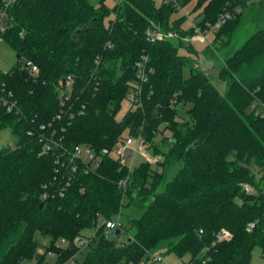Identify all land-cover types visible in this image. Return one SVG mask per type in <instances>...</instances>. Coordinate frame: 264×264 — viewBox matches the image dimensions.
Segmentation results:
<instances>
[{
	"label": "trees",
	"instance_id": "obj_1",
	"mask_svg": "<svg viewBox=\"0 0 264 264\" xmlns=\"http://www.w3.org/2000/svg\"><path fill=\"white\" fill-rule=\"evenodd\" d=\"M184 1L120 0L112 9L105 0H18L11 6L2 37L21 56L0 70V96L15 103L7 109L0 100V127L17 135L14 146L0 149V264L32 258L42 264L61 239L55 264L70 257L74 264H137L162 243L178 255L188 253L185 264H249L254 245L264 250V18L242 17L244 6L262 0L196 4L202 5L195 24L201 30L225 8L239 9L214 31L213 49L228 45L216 56L223 90L200 68L183 75L188 59L178 52L182 40H147L154 22L184 34L168 23L169 12ZM143 51L151 71L141 104L119 121L115 114L135 86L134 63ZM24 59L38 70L23 67ZM66 91L64 114L57 119ZM185 103L183 114L177 105ZM161 123L170 130L164 149L153 140ZM52 131L63 149L87 144L109 151L89 171L79 163L74 173L56 172V152H41L42 139ZM128 134L161 157L156 163L162 171H149L148 162L131 170L111 154ZM66 180L60 195L55 187ZM243 181L253 191L245 192ZM124 194L139 212L128 215L130 234L117 242L104 220L119 213ZM86 228L94 235L85 237L89 250L80 262L74 254L81 245L74 239L83 238ZM222 229L230 237L217 240ZM36 231L50 237L42 253Z\"/></svg>",
	"mask_w": 264,
	"mask_h": 264
},
{
	"label": "rangeland",
	"instance_id": "obj_2",
	"mask_svg": "<svg viewBox=\"0 0 264 264\" xmlns=\"http://www.w3.org/2000/svg\"><path fill=\"white\" fill-rule=\"evenodd\" d=\"M95 1V0H93ZM120 0H105V4L108 6L109 9H112V6L115 2ZM171 0H155V3L157 5H161L162 3L167 4ZM198 0H185L182 4H179L176 9H173L171 12H169L168 15V23L170 25H176L177 28L182 31L184 34H181L177 29L169 28V29H163V26L161 24L154 22L155 26L157 28L162 29L163 31H175L180 36H186L188 38L187 41H184L183 39L178 38L180 41L182 40L181 46L178 47V52L188 59V64L184 65L182 68V73L184 76H188L190 73V68H200L204 70L206 73H208L211 76V80L213 83L216 84V86L220 89H224V81L220 80L218 77V69L220 66V62L217 59V55H220V53L223 52L227 46H223L221 50L217 51L213 49L214 43V32L209 31L206 33L204 38H198L196 36L200 35L198 33V29L195 27L196 20L199 17L200 11L202 10V5H197ZM243 20L246 17H249V19H255L259 18V20H262L264 18V0H262L258 4H254L250 7L244 6L243 8ZM113 17V12L111 11L109 15L106 16L104 22L107 24L108 20ZM201 17V16H200ZM171 38V37H170ZM172 38H177L172 37ZM16 49L13 47V45L7 41L5 38L0 36V70L1 71H7L12 66H14L17 62L16 59ZM23 61H21L22 63ZM21 66V65H20ZM132 87H129L125 96L122 98L120 107L118 108L115 118L117 120H123V118L127 115V113L130 110L135 109V104L130 100V95L132 94ZM189 106V103H185V105L178 104L177 108L179 111L183 114L184 109ZM131 134H128L127 136H130ZM133 136V142L130 144L129 147H127L124 151V156L122 157V161L132 170L135 167L139 166L142 163H149L148 170L151 172H160L163 170V166L160 164H157L156 161L161 160L160 156L152 155L149 153V151L146 149L147 144L142 141V138L136 135ZM163 138H166L167 140H170V130L168 128L164 127V124L161 123L159 125L158 131L153 137V140L155 143H158L162 149L166 146L165 143L162 141ZM17 141V135L12 131V129L9 126H2L0 127V149L7 146H14ZM169 141V142H170ZM120 143L117 144L113 151L112 155L115 157H118L117 149L119 148ZM135 148V149H134ZM252 167V164H250ZM171 175L170 173H168ZM261 177V173L257 172L255 175V181H259V178ZM253 186V185H252ZM254 187V186H253ZM138 213L139 211L134 208L133 205H130L129 203V196L127 194H124L122 196L121 200V208L119 213L114 214L112 217L119 221L122 225L121 233L117 237V242H123L128 238V235L130 234V230L127 231L126 227L128 224L127 217L131 213ZM112 230H109V237L112 235ZM83 232V239H85L86 236H92L94 235V232L92 229H84ZM35 240L37 241V250L39 252H44L46 246L50 244V237L48 235L42 234L40 231H36L34 234ZM98 241V236H94V241L92 244H95ZM89 250V245L84 243L79 252H76L74 254V257L78 261H82L85 254ZM160 255L162 259L158 261L157 264H185L189 260V254L185 253L182 255H178L177 253L173 251H169L167 248L166 243L160 244L158 247L154 248L150 253L149 257L146 260H140L137 264H150L154 263V256ZM56 257L50 256L48 253H45L44 259L42 264H55ZM21 264H37L35 262V259H24ZM65 264H69L68 261L65 262ZM249 264H264V250L261 249L259 245H254L251 253H250V263Z\"/></svg>",
	"mask_w": 264,
	"mask_h": 264
},
{
	"label": "built area",
	"instance_id": "obj_3",
	"mask_svg": "<svg viewBox=\"0 0 264 264\" xmlns=\"http://www.w3.org/2000/svg\"><path fill=\"white\" fill-rule=\"evenodd\" d=\"M18 0H0V36H2V33L5 32L7 27L9 26L11 22V15H10V8L13 6ZM239 9L236 8L233 11L229 9H224L222 13H220L217 17V19L213 23H207V27L205 30H201L199 27H196L198 29V33L200 35L196 36L198 38H204L206 33L209 31H215L222 23H224L227 19L233 17L234 11H238ZM183 39L184 41H187L188 38L186 36H180L177 32L175 31H163L160 28L154 27L151 28L147 31V40L150 43H154L157 40L165 39V38H170V37H176ZM22 66L27 68L28 70H31L33 72H36L37 66L34 64L31 60L29 59H24L22 62ZM135 66V75H136V83L135 86L132 88V94L130 95V100L133 103H138L141 104V94H142V84L147 81L148 79V73L151 71V67H149V53L146 51H143L139 58L135 61L134 63ZM68 80H70V76H67ZM66 81V80H65ZM69 98V92L66 91V93L62 96L60 100L61 104V109L58 111L56 114V118L59 119L62 117L64 114V106H66V101ZM0 100L6 105L7 109H10L11 106H14V102L12 101H7L6 98L3 96H0ZM261 103V102H260ZM262 104V103H261ZM264 106V104H262ZM43 127V125H41ZM53 131L51 134L42 139V148L41 152H50L54 151L56 152V172L60 171H65L66 173H74L78 167L79 163H84L86 171H89L93 166L99 163L100 158L102 157L103 154L108 153V148L103 147L100 151L95 150L93 147L87 145V144H75L71 149H63L62 145L60 143V138L55 139L53 136ZM133 142V136H127L125 137L121 143L119 148L117 149V154L120 160L122 161V157L124 156V151L127 147L130 146V144ZM135 149V148H134ZM123 162V161H122ZM124 163V162H123ZM69 180H66L65 184L62 185L58 183L55 187V191L59 193L60 195L63 194L64 188L68 184ZM126 179H120L119 180V185L122 187L125 186ZM242 189L245 192H251L253 191L254 187L246 181L241 182ZM60 187V188H59ZM46 196V192L43 193V197ZM104 224L106 227V233L109 232V230H112L113 228H118L120 227V222L116 221L114 218H108L104 220ZM253 223H249V227H251ZM200 231H202L200 229ZM215 237L217 240L221 239H227L230 237L229 231L226 229H222L218 232L215 233ZM74 242L78 246H82L84 243L87 242V239L75 237ZM65 242L64 240H59L55 242V249H50L47 253L52 256V257H58L61 252H58L57 249H60L62 245H64ZM60 246V247H59ZM162 257L160 255L154 256L155 261H160ZM69 264H74V258L70 257L68 260ZM66 262V261H65ZM64 263H59V264H65Z\"/></svg>",
	"mask_w": 264,
	"mask_h": 264
},
{
	"label": "water",
	"instance_id": "obj_4",
	"mask_svg": "<svg viewBox=\"0 0 264 264\" xmlns=\"http://www.w3.org/2000/svg\"><path fill=\"white\" fill-rule=\"evenodd\" d=\"M20 54L19 53H16V58L17 59H19L20 58ZM62 84L64 85V83H65V79L64 78H62ZM121 233V229H119V228H115L114 230H113V235H114V237L115 236H117V235H119Z\"/></svg>",
	"mask_w": 264,
	"mask_h": 264
},
{
	"label": "crops",
	"instance_id": "obj_5",
	"mask_svg": "<svg viewBox=\"0 0 264 264\" xmlns=\"http://www.w3.org/2000/svg\"><path fill=\"white\" fill-rule=\"evenodd\" d=\"M200 16H201V14H199V17H198V19L196 20V22L200 19Z\"/></svg>",
	"mask_w": 264,
	"mask_h": 264
}]
</instances>
